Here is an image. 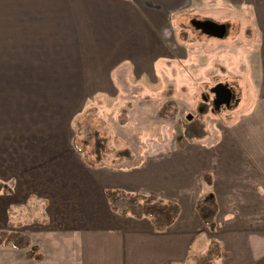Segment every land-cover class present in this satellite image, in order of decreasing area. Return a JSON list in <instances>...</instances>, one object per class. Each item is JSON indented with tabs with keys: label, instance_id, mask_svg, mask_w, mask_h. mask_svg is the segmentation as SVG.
Wrapping results in <instances>:
<instances>
[{
	"label": "rangeland",
	"instance_id": "obj_1",
	"mask_svg": "<svg viewBox=\"0 0 264 264\" xmlns=\"http://www.w3.org/2000/svg\"><path fill=\"white\" fill-rule=\"evenodd\" d=\"M70 5L0 0V185L7 189L0 191V231L26 234L32 246L47 252L51 232H68L74 212L77 221L84 218L86 205L73 210L67 200L77 203L85 195L104 206L105 238L127 224L108 209L106 188L178 201L184 210L194 197L206 234L185 264H199L216 237L208 228L217 206L203 181L213 169L210 150L240 131L262 91L255 0H181L158 45L143 35L134 45L117 43L103 51L106 44L100 50L82 42ZM207 24L223 26L224 35L207 33ZM76 75L85 77L84 100L81 83L71 78ZM50 128L66 136L65 148H58L57 158L52 152L42 158L28 139ZM75 136L83 154L72 145ZM99 141L102 160L90 167L85 160H96ZM140 159L145 162L138 167L118 169ZM48 217L51 226L42 222ZM181 222L179 228L191 223L187 217ZM82 226L88 232L91 225ZM23 257L0 249V259Z\"/></svg>",
	"mask_w": 264,
	"mask_h": 264
},
{
	"label": "crops",
	"instance_id": "obj_2",
	"mask_svg": "<svg viewBox=\"0 0 264 264\" xmlns=\"http://www.w3.org/2000/svg\"><path fill=\"white\" fill-rule=\"evenodd\" d=\"M180 2L70 0L69 11L73 12L71 18L81 23L82 42L96 44V49L100 50L101 44H106L103 51L111 46L114 48L117 43L123 45L129 42L134 45L144 39L143 35L154 38L158 45L161 43L163 26L171 13L180 8ZM255 17L262 41L259 71L263 76L261 95L253 114L243 120L245 125L239 123L242 127L240 131L233 132L228 142L210 150L209 159L213 169L203 175V181L206 174L212 177V183L207 185V189H210L205 195L212 196L217 208L213 220L215 226L208 229L216 235L213 239L219 241L225 253H228L222 264H264V0H255ZM146 41L154 43L149 38ZM120 54V57L124 56L122 51ZM47 133L50 137H47ZM62 136V132L50 128L49 132L44 130L41 134L30 136L28 145H34L36 149L39 147L38 156L42 158L47 157L48 152H52V158H57L58 148H65L66 136ZM65 163L63 160L59 164ZM219 166L222 173L217 170ZM198 200L193 197L188 210H184L181 202L174 201L180 207V214L163 233L156 232L147 219L124 217L113 212L107 200L108 209L130 227L127 224L117 227L115 232L104 238L102 225L105 207L85 195L77 203L73 198L67 200L73 210H81L86 205L85 212L81 213L84 218L77 221L80 215L74 218L79 214L74 212L68 221V232H51L53 240L51 242L50 239L47 244L48 251L41 252L43 258L0 259V264H185L198 239L206 234L204 222L197 213ZM44 203L48 205L50 202L46 200ZM185 217L191 223L179 228ZM51 219L48 217L42 222L51 226ZM79 223L91 225L88 227L90 230L87 232L84 226L79 228Z\"/></svg>",
	"mask_w": 264,
	"mask_h": 264
},
{
	"label": "trees",
	"instance_id": "obj_3",
	"mask_svg": "<svg viewBox=\"0 0 264 264\" xmlns=\"http://www.w3.org/2000/svg\"><path fill=\"white\" fill-rule=\"evenodd\" d=\"M58 72V76H59ZM76 77V78H75ZM71 77L74 81H78L81 83L80 92L83 94V100L85 99V86H82L83 80L85 77H81L80 75ZM60 80V79H59ZM61 81V80H60ZM69 83L67 85H71L70 79L67 80ZM54 104V103H53ZM78 136H75L72 140V145L76 152L79 154H83L84 150L79 147ZM101 142L96 145V155L97 158L95 161L85 160V164L90 167H95L97 164L101 162ZM128 154V152H127ZM145 159H140L138 163L132 166L120 165L118 169L124 168H135L140 166ZM116 168V167H115ZM204 181L207 185L212 183V177L210 174H206L204 176ZM5 184L0 185L1 189H5ZM7 190V189H5ZM8 193V191L4 192ZM105 196L110 204V208L113 212L118 213L124 217H133L135 219H147L150 221L152 227L156 232L163 233L167 231L177 220L180 214V207L177 203L173 202H165L157 196L153 195H145V194H132L126 193L119 190L107 189L105 190ZM212 197V196H210ZM215 224L212 221L211 228H214ZM33 245L32 239L23 233L18 232H7L0 231V249L11 248L16 252H22L25 258L28 259H41L43 258L42 253ZM215 245V246H214ZM224 249L221 243L217 240L213 241L212 248L208 251L206 257H201L197 262L199 264H218L214 263V259H221L219 264L223 263L224 257ZM214 255V259L212 257Z\"/></svg>",
	"mask_w": 264,
	"mask_h": 264
},
{
	"label": "water",
	"instance_id": "obj_4",
	"mask_svg": "<svg viewBox=\"0 0 264 264\" xmlns=\"http://www.w3.org/2000/svg\"><path fill=\"white\" fill-rule=\"evenodd\" d=\"M205 31L211 35H214V36H223L224 33H225V28H223V26H218V25H214V24H207L205 27H204ZM227 92V91H226ZM230 93L227 92H223V99L225 101H228L229 103V100H230ZM188 119L191 120L192 119V116L189 115L188 116Z\"/></svg>",
	"mask_w": 264,
	"mask_h": 264
}]
</instances>
